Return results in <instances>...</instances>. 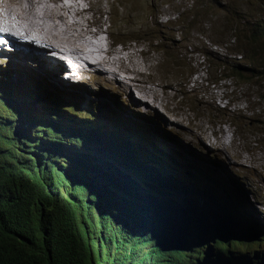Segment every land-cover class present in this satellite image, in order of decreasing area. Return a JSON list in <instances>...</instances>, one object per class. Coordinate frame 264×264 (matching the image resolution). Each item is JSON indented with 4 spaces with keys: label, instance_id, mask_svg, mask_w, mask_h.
Here are the masks:
<instances>
[{
    "label": "trees",
    "instance_id": "16d2710c",
    "mask_svg": "<svg viewBox=\"0 0 264 264\" xmlns=\"http://www.w3.org/2000/svg\"><path fill=\"white\" fill-rule=\"evenodd\" d=\"M224 2L220 35L228 36L230 54L242 59L228 69L261 92L264 0ZM15 88L11 99L17 91L38 111L20 125L27 129V141L40 145L14 157L0 147V264H264V224L257 223L256 233H230L216 215L234 219V227H252L241 192L216 174L218 163L189 159L176 149L185 146L176 134L158 129L169 144L162 145L134 122L121 123L116 133L91 143L63 131V114L57 112L64 107L62 97L38 104L36 95L47 86L23 81ZM1 90H6L3 83ZM259 99L264 104V94ZM7 103L0 96V105ZM258 111L264 127L263 109ZM15 116L19 112L10 111L8 118ZM20 125L0 121V137L18 144L14 136Z\"/></svg>",
    "mask_w": 264,
    "mask_h": 264
},
{
    "label": "rangeland",
    "instance_id": "374dc122",
    "mask_svg": "<svg viewBox=\"0 0 264 264\" xmlns=\"http://www.w3.org/2000/svg\"><path fill=\"white\" fill-rule=\"evenodd\" d=\"M103 1L108 12L101 13L98 10L99 5L96 4L88 18L94 21L101 16L104 20L105 31L101 35L106 46L114 41L116 42L111 44L112 48L130 42L139 61H151L152 67L149 70L147 67L148 74L142 79L151 88H158L163 102H157L158 105L155 106L151 101L136 104V98L140 99L137 90L133 95L127 94L120 91L116 85L104 83L98 73L93 72L86 73L87 80L83 82V79L80 84L72 81L71 84H63L62 79L67 76L66 68L63 71L57 70V66L48 63L49 57L36 58L34 54H27V60H19L14 50H7L0 55V83L6 85V90H1L0 96L8 102L0 105V121L12 122L18 126L38 112L29 105L30 97L18 99V103L10 97V92L16 89V85L23 81H32L47 86L45 92L36 95L38 104L46 102L50 97L59 96L67 100V103L61 102L64 109L76 107V111L82 115L89 112L95 114L93 122H87L71 116L63 109L57 110L63 114L59 122L73 123L74 126L67 131L71 135L97 141L103 136L94 129L95 126L101 128L104 133H116L119 124L134 122V125L140 126L144 132H149L152 140L169 145L161 141L158 132V129H166L176 134L184 143L185 146L179 145L182 150L187 149V152H184L175 145L178 151L189 159H211L218 163L216 174L225 178L228 187L241 192L253 221L252 227L248 230L234 227V219L227 217L223 220L221 215L219 218L222 219L220 222L224 223L223 229L230 233H256L255 224H264V180L252 166L257 165L264 175V127L261 126L263 115L258 111L262 108L264 112V104L259 99L264 90L259 92L252 83H244L228 69L232 64L242 63V59L230 54L232 50L226 47L228 36L220 35L224 0H111L112 3L110 0ZM197 2L201 5L193 8L192 4ZM236 7L245 11L244 6L240 4H236ZM72 12L70 14L73 20L81 19L75 17ZM93 28L96 30L97 27ZM107 33L113 38L110 39ZM209 37L223 44L214 46ZM112 48L108 47V50ZM50 55L54 56L52 53ZM63 64L69 67L64 60ZM111 100L115 102L117 113L123 112L122 116L114 121L101 117L106 114L105 105L107 102L111 103ZM24 105L25 109L22 110ZM12 108L19 112V116L12 121L2 120V114L8 113ZM252 120L254 122H251ZM84 125L90 129L82 130ZM25 128L24 124L17 127L19 133H24L21 136L22 141L28 138ZM0 147L14 148L12 142L4 137H0ZM89 150L93 151L92 148ZM221 152H229L235 158H225ZM236 158L238 162L231 161ZM224 172L231 174V179ZM215 177L222 180L218 176ZM233 180L238 182L237 186L233 184ZM262 237L263 235L260 236Z\"/></svg>",
    "mask_w": 264,
    "mask_h": 264
},
{
    "label": "bare ground",
    "instance_id": "6f19581e",
    "mask_svg": "<svg viewBox=\"0 0 264 264\" xmlns=\"http://www.w3.org/2000/svg\"><path fill=\"white\" fill-rule=\"evenodd\" d=\"M96 4L99 5L98 10L101 13L108 12L103 0H0V29H2L0 30V55L7 50H14L19 60H27L28 57L25 56L27 54H34L36 58L49 57L48 63L57 66V70L63 71L66 68L67 76L62 79L63 84H71L74 77L82 81L86 73H98L104 83L116 85L120 91L133 95V92L137 90L140 93V99L136 98V104L141 101H151L154 106L158 105L157 102H161L158 88H151L142 79L145 74H148L147 67L148 70L152 67L151 61L147 59V63L139 61L137 52L133 51L130 42H126L121 47L112 48L111 44L116 42L114 41L108 43L111 50L106 48L101 35L105 31L104 20L101 16L94 21L88 18V14L95 9ZM71 12L81 19L73 20ZM94 26L97 27L96 30ZM29 47L34 50H29L32 49ZM51 53L54 56L51 57ZM63 60L68 64V68L63 64ZM39 63L41 64V60ZM12 97L18 101L17 91L12 93ZM221 154L225 158L226 156L234 157L229 152H221ZM231 161L238 162V159ZM228 164L232 165L229 162ZM252 167L264 180L260 168L257 165Z\"/></svg>",
    "mask_w": 264,
    "mask_h": 264
},
{
    "label": "clouds",
    "instance_id": "9594fccd",
    "mask_svg": "<svg viewBox=\"0 0 264 264\" xmlns=\"http://www.w3.org/2000/svg\"><path fill=\"white\" fill-rule=\"evenodd\" d=\"M108 34V33H107ZM108 36L110 37V35L108 34ZM111 38H113V36L112 37H110V39ZM108 47L110 48V45L109 46H106V48L108 49ZM1 58H2V56H0V60H1ZM1 64V63H0ZM87 76L85 75L84 76V80H83V82L84 81H86L87 80V78H86ZM35 81H38V82H40L37 78H33ZM72 82L73 83H75V84H80V83H82L81 81H80V79L78 78V77H74L73 78V80H72ZM75 97H81V96H75ZM19 99H21L20 98V96H19ZM12 100L13 101H15L14 99H13V97H12ZM5 101V100H4ZM16 103H18V101H15ZM66 102H67V100H66ZM115 102H113V100H111V103H106V105H105V112H106V114L105 115H102L101 117L102 118H104V119H106V120H110L109 119V117H111V116H113V115H119V117H120V113L121 114H123V112H120V113H117V111H116V107H115ZM9 105V104H8ZM111 108V109H110ZM60 110H64L65 112H68V114H70L69 113V111L67 110V109H74L75 111H74V113H76V114H78L79 112H77L76 111V107H73V108H67V109H64V108H59ZM34 110V109H33ZM114 110V111H113ZM10 111H13L15 114H17L18 113V111L17 110H15V108H12ZM10 111L8 112V113H6V114H2L3 115V117L4 118H2V120L3 119H6V120H9V121H12L14 118H16L17 116H15L12 120L10 119V118H8V117H10ZM112 112H114V113H116V114H114V113H112ZM81 114V113H80ZM93 114L94 113H92V112H89V113H87V114H85V115H92V120L91 121H87V122H93V119L95 118V114H94V116H93ZM82 115V114H81ZM72 116V115H71ZM80 116V115H79ZM82 116H84V115H82ZM73 117H78V116H73ZM60 119H61V116L59 117ZM78 119H79V117H78ZM116 119V118H115ZM80 120V119H79ZM86 121V120H85ZM64 123V127L65 128H62L63 129V131H65V132H67V131H69L74 125H73V123H68V122H63ZM78 124H80V123H78ZM93 127V126H92ZM81 129L82 130H89L90 129V127H88V126H86V125H84L83 127H81ZM94 129H96V131L97 132H100L101 134H102V136H103V138H99L97 141H96V139H88L91 143H94V142H99V141H101V140H104V137H106V136H108V134H114V133H104V131H100L99 130V127H97V126H95L94 127ZM25 132H27V129L25 128ZM22 134H24V133H22ZM22 134L21 133H17L14 137H18V144H15L14 143V141L13 140H11V142H12V145H13V147L14 148H12V149H9V151H11L12 152V154L11 153H8V155H10L11 157H14V155H16V156H26V155H28L27 154V150H29L30 149V147H28L29 145H34V144H37L38 146L40 145V142H37V141H34V142H29V140L27 141V139L29 138H27V139H25V140H21V136H22ZM82 137H84V136H82ZM5 138V137H4ZM26 141V143H24V145H23V142H25ZM24 148H27V149H24ZM2 149H4V148H2ZM6 149V148H5ZM17 149V150H16ZM20 149V153H18V150ZM34 150V149H33ZM36 151H37V149H35ZM7 152V151H6ZM86 157V156H85ZM87 160V159H86ZM65 164V163H64ZM92 165H95V166H97V164H95V163H91ZM66 165V164H65ZM101 173H105V171H101ZM217 213V216L218 217H220L221 216V213H218V212H216ZM195 217H197V212H195V214H194V218ZM256 226H257V223L255 224Z\"/></svg>",
    "mask_w": 264,
    "mask_h": 264
},
{
    "label": "snow or ice",
    "instance_id": "6c2138e0",
    "mask_svg": "<svg viewBox=\"0 0 264 264\" xmlns=\"http://www.w3.org/2000/svg\"><path fill=\"white\" fill-rule=\"evenodd\" d=\"M0 30H2V29H0Z\"/></svg>",
    "mask_w": 264,
    "mask_h": 264
}]
</instances>
